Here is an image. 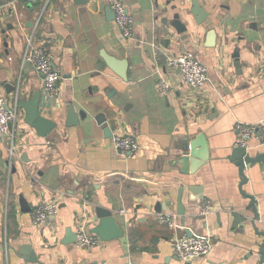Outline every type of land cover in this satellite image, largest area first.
Masks as SVG:
<instances>
[{
  "label": "crops",
  "instance_id": "crops-1",
  "mask_svg": "<svg viewBox=\"0 0 264 264\" xmlns=\"http://www.w3.org/2000/svg\"><path fill=\"white\" fill-rule=\"evenodd\" d=\"M122 1L133 16L129 38L108 18L107 0H0V95L12 102L15 93L27 100L39 91L41 112L57 124L40 137L18 106L11 139L0 135V264H37L19 253L25 243L44 264H259L264 162L244 169L242 190L256 200V229L247 219L234 228L230 209L246 207L249 198L240 194L238 166L228 158L236 147V125L264 122V78L258 76L264 0H196L207 13L198 25L187 15L194 0ZM174 14L185 32L173 28ZM210 29L213 46L207 45ZM29 37L61 71L55 97L23 60ZM101 52L127 60L126 80L107 67ZM178 54H190L207 67L203 87L184 84L178 68L166 64L167 56ZM159 74L170 82L166 95L157 90ZM6 84L17 89L8 93ZM70 105L77 114L86 112V119L67 126ZM98 114L105 117L103 125ZM115 134L133 136L137 152L121 156L111 143ZM199 135L209 159L195 174H182L172 158ZM263 151L264 144L252 138L249 154ZM192 185L203 194L194 209L186 204ZM179 191L185 221L177 212ZM52 201L55 214L34 224L33 209ZM204 202L209 203L205 218L190 220L202 217ZM95 207L112 210L123 236L87 249L64 244L67 228L73 234L85 224L91 232L98 222ZM160 215L172 217L174 226L159 221ZM246 216H252L249 209ZM187 233L210 235L212 251L180 260L172 241Z\"/></svg>",
  "mask_w": 264,
  "mask_h": 264
},
{
  "label": "built area",
  "instance_id": "built-area-1",
  "mask_svg": "<svg viewBox=\"0 0 264 264\" xmlns=\"http://www.w3.org/2000/svg\"><path fill=\"white\" fill-rule=\"evenodd\" d=\"M27 3H34L38 0H21ZM111 7L114 18L113 23L122 38H129L132 35L133 16L129 12L122 0H107ZM23 60L29 66L42 76L44 86L48 95L52 98L59 94L60 83L62 81L61 71L54 65L52 59L45 53V50L34 44L32 37L26 40V46L23 53ZM166 64L178 68L181 81L192 88H201L208 80L207 67L190 54H178L166 57ZM259 78H264V61L261 63L258 72ZM171 88L170 82L164 75L159 74L157 79V90L159 94H168ZM15 93L12 102L6 97L0 95V135H6L11 139V125L17 119L18 101ZM238 136L235 142L236 146L244 147L248 150L249 142L256 138L260 144H264V122L258 125L238 123L236 125ZM111 143L115 151L123 157H130L139 149L138 141L131 135H112ZM10 149V153H11ZM13 153V152H12ZM57 202L41 203L33 209L32 222L41 224L49 216L55 214ZM209 211V203L204 202L201 205L200 214L206 215ZM121 215L126 212L124 209L119 211ZM159 221L166 222L174 226L175 220L165 215L158 217ZM97 235L90 232L85 224H79L76 229V246L80 248H91L101 244ZM213 248V238L210 235H177L172 241L173 253L182 261H192L207 256Z\"/></svg>",
  "mask_w": 264,
  "mask_h": 264
},
{
  "label": "water",
  "instance_id": "water-1",
  "mask_svg": "<svg viewBox=\"0 0 264 264\" xmlns=\"http://www.w3.org/2000/svg\"><path fill=\"white\" fill-rule=\"evenodd\" d=\"M75 4H86L89 0H73ZM108 14V18L113 19L114 13L110 6L106 9ZM187 15H191L194 18V22L196 25L203 23L207 18V13L203 11L202 7L199 6L196 0L193 1L192 7L187 11ZM172 26L176 30L177 33H183L186 31V25L183 24L179 20V14H174V21H172ZM209 34L207 35L209 42L211 41L214 30L210 29ZM186 37V36H185ZM209 46H213L214 42H210L207 44ZM101 57L106 63L107 67L118 75L121 79L126 80V72L128 67V62L126 59H117L114 56L103 54L101 52ZM27 65H29L26 62ZM5 89L8 93L14 92L17 89L16 85L6 84ZM18 92V90H17ZM17 101L18 105L24 110L25 116L24 121L31 128L35 130V133L40 137L47 136L53 129L57 127V124L52 119L43 115L40 110V94L39 91H35L31 98L29 99H19V94L17 93ZM86 112L80 110L78 114L75 112V108L73 105H70L68 108V115L66 120L67 126H73L79 124L81 120L86 119ZM97 123L99 125H103L105 123V117L103 114H98L96 117ZM105 131H109L107 127H105ZM209 159L207 142L203 138L202 135L196 136L194 139L186 140L182 146L179 148V153L172 158V165L177 167L179 172L182 174H195ZM230 161L234 162L238 166L239 175L241 178L239 184L240 194L249 198V202L246 207H233L231 215L233 216L232 224L235 228L237 224L242 223L244 221H249L248 224H251L254 229H256L255 221L259 219V214L256 208V200L252 195L246 194L242 190V186L246 183L247 178L244 174V169L246 165L258 162H264V151L258 152L254 156H251L247 149L241 146H236L232 148L231 155L228 158ZM189 196L187 197L188 208H195L196 200L203 196L202 192H200V186H189ZM193 193L190 195V193ZM198 192V193H197ZM252 213L250 218H247L246 211ZM177 212L182 215L181 219L184 221L187 219L185 217V206L181 202V193L179 191L177 197ZM95 216L98 218V222L93 228L91 232L98 236L101 241H110L113 239L121 238L124 234L121 226L117 223L116 218L110 209H105L101 207H95ZM205 216L196 217L190 220H200L204 219ZM249 219V220H248ZM71 230L66 229V238L62 241L64 244H71L76 240V233H69ZM260 234L264 235V231L260 232ZM187 236H191L192 233H187ZM19 253L29 262L44 264L39 258L36 256L34 250L27 243L23 244L19 250ZM259 255V264H262L264 259V246L260 247L258 250Z\"/></svg>",
  "mask_w": 264,
  "mask_h": 264
}]
</instances>
